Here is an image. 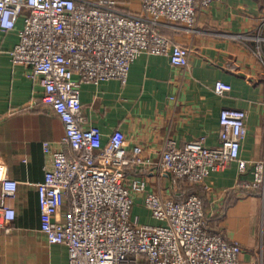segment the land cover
<instances>
[{"label":"built area","instance_id":"1","mask_svg":"<svg viewBox=\"0 0 264 264\" xmlns=\"http://www.w3.org/2000/svg\"><path fill=\"white\" fill-rule=\"evenodd\" d=\"M217 0H143V13H127L114 0H0V30L17 27L19 39L10 50L14 64L28 66L43 89L44 102L62 120L60 140L71 153L48 140L44 166L37 183L41 230L50 243H63L68 264H240L241 246L209 228L202 198L189 193L183 199L149 188L130 168L151 164L141 146L128 150L125 134L102 132L83 125L80 84L117 79L125 83L129 68L140 52L165 55L172 65L187 67L190 48L172 42L159 26L181 23L192 29L197 8ZM231 84L214 83L225 95ZM247 113L224 107L219 114V142L207 146L188 141L182 146L167 139L158 162L173 182L199 184L212 172L238 162L246 137ZM251 163V162H250ZM248 187L264 192V160L252 163ZM0 229L9 232L15 217L8 200L17 181L0 171ZM138 196L154 223L133 214ZM67 205L61 218L60 209Z\"/></svg>","mask_w":264,"mask_h":264},{"label":"crops","instance_id":"2","mask_svg":"<svg viewBox=\"0 0 264 264\" xmlns=\"http://www.w3.org/2000/svg\"><path fill=\"white\" fill-rule=\"evenodd\" d=\"M114 1L124 12H144L143 0ZM21 23L13 30H0V171L17 181L15 195L8 200L15 211L11 229H0V264H68L67 246L50 243L41 230L37 183L43 180L44 166H51L44 141L67 154L71 150L60 143L63 122L44 102L30 68L11 61L9 52L19 39ZM159 30L190 48L188 66L172 65L165 55L143 51L131 64L125 83L82 82L83 125L99 129L103 140L116 128L123 131L126 148L141 146L142 156L151 161L130 168L131 175L145 178L153 191L176 198L186 193L184 183L173 182L158 165L166 140L179 146L193 140L214 146L219 142L221 109H244L247 134L240 158L249 162L246 170L241 172L238 162H232L194 188L209 228L240 244L239 263L264 264V192L248 187L252 163L264 160V0H217L197 8L192 29L174 22ZM219 79L231 84L229 93L214 91ZM1 185L0 180V193ZM136 203L143 206L140 196ZM144 209L148 221L142 222L154 223Z\"/></svg>","mask_w":264,"mask_h":264},{"label":"rangeland","instance_id":"3","mask_svg":"<svg viewBox=\"0 0 264 264\" xmlns=\"http://www.w3.org/2000/svg\"><path fill=\"white\" fill-rule=\"evenodd\" d=\"M133 212H134V214L141 216V218H140L141 221H145V219H146V221H148L147 212L145 211L144 207L141 204L136 203Z\"/></svg>","mask_w":264,"mask_h":264},{"label":"trees","instance_id":"4","mask_svg":"<svg viewBox=\"0 0 264 264\" xmlns=\"http://www.w3.org/2000/svg\"><path fill=\"white\" fill-rule=\"evenodd\" d=\"M178 181H179V182L181 181V182L184 183V190L186 191V193L184 194L183 197H182V196H180V197L176 196V199H183V198H185L189 193H192V192L197 193V192H195L194 184H190V183L185 182V181H183V180H178Z\"/></svg>","mask_w":264,"mask_h":264}]
</instances>
